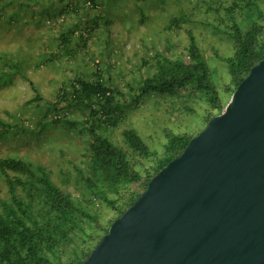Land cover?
<instances>
[{
    "label": "trees",
    "instance_id": "1",
    "mask_svg": "<svg viewBox=\"0 0 264 264\" xmlns=\"http://www.w3.org/2000/svg\"><path fill=\"white\" fill-rule=\"evenodd\" d=\"M135 1L149 4V0ZM154 1L162 3L150 0L149 9L142 5V11L155 15L158 7ZM195 1L192 12L179 8L165 24V30L186 35L183 53L166 57L156 52L153 58L141 59L136 76L125 81L124 89L109 76L94 81L75 76L50 106L55 116L46 111L43 118L51 120H41L36 132L0 115V146L29 145L28 140L23 141L24 135L38 140L35 137L50 125L88 138L84 165L74 175L61 173L55 178L45 166L16 153L0 157V264H82L150 180L194 138L167 131L160 151L149 147L134 129L124 128L121 139L115 141L114 132L134 106L150 96L163 98L181 105L183 121L198 115L209 122L222 113L237 86L263 59L264 0ZM100 2L106 12L112 6L126 5L112 0H13L11 9L17 4L28 18L42 14L45 19H58L52 22L59 24L58 33L53 34L55 45L64 54L76 56L79 40L86 46L99 27ZM141 13L142 23L149 14ZM103 22L109 24L107 17ZM196 25L211 28V37L218 34L230 40L228 55L215 52L229 73V80L220 86L195 34ZM194 100L202 103L199 111Z\"/></svg>",
    "mask_w": 264,
    "mask_h": 264
},
{
    "label": "rangeland",
    "instance_id": "2",
    "mask_svg": "<svg viewBox=\"0 0 264 264\" xmlns=\"http://www.w3.org/2000/svg\"><path fill=\"white\" fill-rule=\"evenodd\" d=\"M12 1L0 0V10L3 9L0 12V115L11 123L31 126L35 132L41 120H51L50 117L43 118L44 113L56 103L63 88H69L75 76L93 81L97 77L105 80L109 76L124 89V83L131 82L136 76V69L142 60L153 58L156 52L166 57L183 53L186 35L182 31L165 30V24L179 8L192 12L196 3L195 0H161L162 3L158 4L154 1L158 7L154 15L142 11L144 4L135 0H112V3L123 1L126 5L123 3L120 8L112 6L107 12L102 11L104 7L100 2L97 11L101 17L96 20L98 29L88 38L86 46H82L79 40V54L69 56L59 51L53 40V34L59 31V24L52 22L58 19H45L42 14L28 18L25 9L17 4L14 10L11 9ZM149 5L150 0L144 5L146 10ZM90 12L94 14L95 11ZM141 12L149 14V19L142 23L141 17L144 16ZM104 17L109 24H104ZM210 19L207 17L206 20ZM211 31L207 25L195 27L211 74L220 86L229 80V73L215 52L226 56L231 46L226 36L214 34L211 37ZM78 32L84 35V31ZM107 34L109 39L106 40ZM193 102L198 105V111L202 109L199 100ZM134 107L121 128L114 132L115 141L121 139V130L131 128L149 147L162 151L167 131H172L174 135L196 137L208 124L198 115L183 121L185 115L180 112L181 105L163 98L150 96ZM53 113L51 116H55ZM31 136L27 133L23 138L25 142L28 140L29 145L24 142L21 147L0 146V157L16 153L35 165L45 166L55 178L61 173L74 175L84 165V141L87 136L80 137L64 127L52 125L35 137L38 140H31L34 139ZM68 190L73 188L70 186Z\"/></svg>",
    "mask_w": 264,
    "mask_h": 264
},
{
    "label": "water",
    "instance_id": "3",
    "mask_svg": "<svg viewBox=\"0 0 264 264\" xmlns=\"http://www.w3.org/2000/svg\"><path fill=\"white\" fill-rule=\"evenodd\" d=\"M82 264H264V57Z\"/></svg>",
    "mask_w": 264,
    "mask_h": 264
}]
</instances>
